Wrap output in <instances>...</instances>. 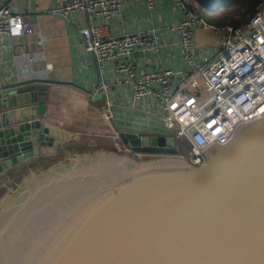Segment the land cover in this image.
<instances>
[{
    "label": "water",
    "instance_id": "1",
    "mask_svg": "<svg viewBox=\"0 0 264 264\" xmlns=\"http://www.w3.org/2000/svg\"><path fill=\"white\" fill-rule=\"evenodd\" d=\"M45 91L28 92L39 114ZM120 136L134 151L170 155L76 148L0 179H21L0 211V264H264V114L214 140L201 165L173 156L169 133ZM36 152L5 153L2 176Z\"/></svg>",
    "mask_w": 264,
    "mask_h": 264
},
{
    "label": "crops",
    "instance_id": "2",
    "mask_svg": "<svg viewBox=\"0 0 264 264\" xmlns=\"http://www.w3.org/2000/svg\"><path fill=\"white\" fill-rule=\"evenodd\" d=\"M58 2L63 0H0V6L15 10L30 8L33 25L32 33L0 36V43H6L0 45V169L5 155L25 154L37 148L32 156H40L44 146L64 142L71 134L98 137L111 130L119 135L126 131L167 133L166 128L161 129L163 122L156 113L155 102L148 96L133 100V89L125 80H118L113 61H103L98 70L94 55L84 48L76 24L48 11ZM179 14V8L170 0H156L151 7L144 0H123L119 11L103 24L110 34L148 30L155 37V41L139 45L128 55L136 70L158 66L178 70L184 58L171 24ZM220 33V25L196 28L194 58L198 64L213 56ZM19 47L33 59L28 60L18 51ZM36 85L46 89L43 114L37 113L38 104L28 93ZM97 86L98 91L88 96L85 90ZM10 90H15V97L2 93ZM107 101L112 114L109 122L101 115ZM54 107L56 120L52 119ZM77 114L83 119L81 127L70 124Z\"/></svg>",
    "mask_w": 264,
    "mask_h": 264
},
{
    "label": "built area",
    "instance_id": "3",
    "mask_svg": "<svg viewBox=\"0 0 264 264\" xmlns=\"http://www.w3.org/2000/svg\"><path fill=\"white\" fill-rule=\"evenodd\" d=\"M144 1L151 7L156 0ZM170 1L180 11L171 24L184 58L178 70L169 66L136 70L128 55L139 45L155 41V37L148 30L119 34L106 31L103 23L119 11L123 0H63L48 11L76 24L84 48L94 55L98 70L103 61H113L118 80H125L133 89V100L148 96L155 102L157 115L175 139L178 150L172 155L201 165L206 160L204 149L214 140L226 143L240 124L264 114V0L243 21L220 26L213 56L201 64L194 58V32L199 26L210 25L197 13L192 0ZM31 15L30 8L0 6V36L32 33ZM82 18H86L84 22ZM18 51L28 60L33 59L21 47ZM99 87L85 92L92 96ZM101 115L110 121L108 101L101 108ZM125 147L134 153L145 152Z\"/></svg>",
    "mask_w": 264,
    "mask_h": 264
},
{
    "label": "rangeland",
    "instance_id": "4",
    "mask_svg": "<svg viewBox=\"0 0 264 264\" xmlns=\"http://www.w3.org/2000/svg\"><path fill=\"white\" fill-rule=\"evenodd\" d=\"M228 23V22H226ZM54 115L52 116V119L56 120V107H54ZM63 113V112H61ZM58 118V117H57ZM83 119L81 118V114H77L76 120L71 121V125L74 127H81L84 124H82ZM164 126H161V129H164ZM167 130V129H166ZM74 135V136H73ZM72 136V137H71ZM71 137V138H70ZM66 141L63 142V140H60L58 142H54L51 145L52 146H44L41 155L40 156H30V161L40 159L43 157L51 156L54 154L62 153L65 151L73 150L76 148H112V149H120L125 150L129 153L131 157H134L135 159H139V154H147V155H157L156 153H134L133 151L127 149L125 145L123 144L124 141L121 139V136L118 133H115V131H110L107 134L99 135L97 136H90L86 135V133H79V134H71ZM100 137V138H99ZM54 141V140H53ZM177 142H181L180 140H177ZM28 159V158H27ZM23 160L22 163L19 165L14 166L9 172L6 174L12 172L13 170L23 166L24 164L28 163V161ZM2 178V176H0Z\"/></svg>",
    "mask_w": 264,
    "mask_h": 264
},
{
    "label": "trees",
    "instance_id": "5",
    "mask_svg": "<svg viewBox=\"0 0 264 264\" xmlns=\"http://www.w3.org/2000/svg\"><path fill=\"white\" fill-rule=\"evenodd\" d=\"M260 0H221L213 10L194 3L197 13L210 25H222L226 22L237 24L250 15Z\"/></svg>",
    "mask_w": 264,
    "mask_h": 264
},
{
    "label": "flooded vegetation",
    "instance_id": "6",
    "mask_svg": "<svg viewBox=\"0 0 264 264\" xmlns=\"http://www.w3.org/2000/svg\"><path fill=\"white\" fill-rule=\"evenodd\" d=\"M29 160H30V158L29 159H26L25 161H28L29 162ZM22 162L23 161L17 163V165L20 164V163H22ZM14 165H16V164H14ZM10 170H11V168L5 170V174L2 177L5 178L6 173L9 172ZM30 170L31 169H28L27 171L30 172ZM35 171H36V169H35ZM22 176H23V174H22ZM24 176H23V178H24ZM20 180L21 179H18L17 177H13V179L11 180V182H9L8 184L7 183L0 184V211L10 201V196H13L10 193V190H9L8 187L15 188V186H17L16 184H18L19 183L18 181H20ZM12 185H13V187H12ZM8 194H9V196H8Z\"/></svg>",
    "mask_w": 264,
    "mask_h": 264
},
{
    "label": "bare ground",
    "instance_id": "7",
    "mask_svg": "<svg viewBox=\"0 0 264 264\" xmlns=\"http://www.w3.org/2000/svg\"><path fill=\"white\" fill-rule=\"evenodd\" d=\"M157 155H161V154L158 153ZM162 156H163V155H162Z\"/></svg>",
    "mask_w": 264,
    "mask_h": 264
}]
</instances>
